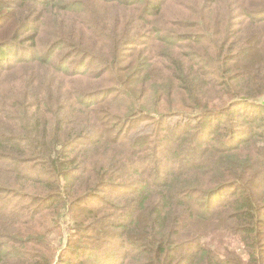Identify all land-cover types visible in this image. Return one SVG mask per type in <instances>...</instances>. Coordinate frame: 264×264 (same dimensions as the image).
<instances>
[{
    "label": "trees",
    "instance_id": "trees-1",
    "mask_svg": "<svg viewBox=\"0 0 264 264\" xmlns=\"http://www.w3.org/2000/svg\"><path fill=\"white\" fill-rule=\"evenodd\" d=\"M262 8L0 0V264H264Z\"/></svg>",
    "mask_w": 264,
    "mask_h": 264
},
{
    "label": "rangeland",
    "instance_id": "rangeland-1",
    "mask_svg": "<svg viewBox=\"0 0 264 264\" xmlns=\"http://www.w3.org/2000/svg\"><path fill=\"white\" fill-rule=\"evenodd\" d=\"M263 9L264 8H262L260 10V12L264 11ZM12 24H13V19L12 18H10V19H8L6 21H3L2 19H0V30L1 31L7 30V29H9L12 26ZM9 36H11V35H9ZM9 36L8 35H0V46L1 47H8V53H9L10 60L11 61H15L16 58L17 59H26L27 56H28V52L33 50V48L31 47V44L29 42H24V43H21V44H19L17 46H14V44L12 43V40L9 38ZM139 39H140L139 37L136 38V40H139ZM33 52H34V50H33ZM57 52L58 53H63L64 49H60ZM39 53H40V51H39ZM69 62H79V57H73L72 60H69ZM89 63H90L89 61H86L84 66L87 67L89 65ZM65 66L67 67V65H65ZM176 119L177 118L170 119L169 122L173 123V122L176 121ZM147 128L151 129V127H147ZM111 192H113V190L110 189L104 195L105 196H110ZM231 192H232L231 189L230 190H226L224 193H220V195H222L223 200H225V198H227L231 194ZM16 201H21V200L19 198H17ZM113 246L114 245H112L111 247H113ZM66 259H67V257H66Z\"/></svg>",
    "mask_w": 264,
    "mask_h": 264
}]
</instances>
